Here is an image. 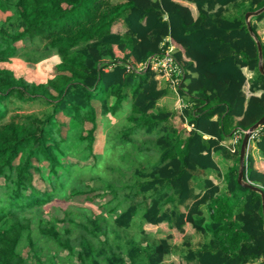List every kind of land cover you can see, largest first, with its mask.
<instances>
[{
	"label": "trees",
	"instance_id": "1",
	"mask_svg": "<svg viewBox=\"0 0 264 264\" xmlns=\"http://www.w3.org/2000/svg\"><path fill=\"white\" fill-rule=\"evenodd\" d=\"M263 5L264 0H0V12H8L0 17V264H131L113 246L109 231L114 229L102 215L116 210L114 223L120 226L141 212V224L166 222L184 232L190 223L204 235L197 249L184 239L187 250L177 264H264L261 195L237 182L242 136L264 115V74L258 70L256 44L264 68V41L257 32L264 10L249 17L251 32L244 14ZM118 20L122 32L112 29ZM22 41H38L39 49L55 53L47 77L30 80L21 73L15 56L20 49L31 51L16 45ZM169 45L183 69L178 93L187 105L181 110L177 102L173 109L157 107L168 88L158 86L153 71L125 66L144 62ZM13 98L39 99L49 108L42 115L5 120L4 100ZM127 99L132 108L124 119L130 126L122 138L157 157L149 166L134 168L121 184L89 185L86 181L95 175L74 173L84 166L80 162L91 167L97 162L98 117H116ZM173 118L178 122L172 123ZM139 133L141 142L134 137ZM235 134L239 137L232 143ZM252 140L264 156V125ZM216 155L232 160L221 174L222 185L202 176L219 171ZM64 157L73 159L65 166ZM244 163L243 180L264 191L263 164L249 151ZM36 173L42 182L53 176L50 187L40 188ZM66 175L79 177L85 187L66 188ZM194 182H201L199 193ZM95 190L102 192L95 193L99 197L109 196L98 213L79 214L84 208L76 203L60 209L61 217L33 219L37 207ZM170 238L147 245L144 264H176L165 261Z\"/></svg>",
	"mask_w": 264,
	"mask_h": 264
},
{
	"label": "rangeland",
	"instance_id": "2",
	"mask_svg": "<svg viewBox=\"0 0 264 264\" xmlns=\"http://www.w3.org/2000/svg\"><path fill=\"white\" fill-rule=\"evenodd\" d=\"M112 2H119L123 0H111ZM8 12L2 13L0 12V17L4 18ZM121 20L116 21L112 25L113 31L122 32ZM16 45L19 48L23 46L27 48V51L31 50L30 53L23 54L24 49H20L15 56L14 62L18 65L23 66L21 73H23L27 79L37 80L40 76L41 78H45L51 72V68L54 65L55 57L53 51H42L39 49L41 47L36 41L34 44L30 45L28 41L17 42ZM30 61V62H26ZM19 68V66H17ZM164 81V80H163ZM162 87H167L168 85L164 82L160 84ZM168 88V87H167ZM247 85L244 87V90L247 91ZM177 95L175 89L173 91L167 89V93L164 97H162L158 103L157 107L159 108H167L173 109L174 103L176 101ZM6 105L7 114L5 120H8L11 116H15L17 120L21 119L22 115L28 113H34L37 115H42L48 110L49 106L39 99L21 102L16 99L4 100ZM178 107V105H177ZM132 103L130 99H127L123 102L122 108L119 110L118 115L111 116L110 114H100L98 117L99 127L96 131V142L94 144V152L96 153L97 162L91 167L90 165H85L87 162H80L81 165H84L82 168H79L74 175L75 176H91L95 175V180L86 181L89 185L98 184L104 181L115 180L120 182L121 179H126L128 176L133 175V169L140 166L141 163H144V166H149L154 163L157 155L153 153H142L138 149V145L127 143L122 138V134L124 131L129 128V124L124 119L127 114L131 111ZM61 121L67 122V118L62 114L57 115ZM178 119L173 118L172 123H177ZM86 127H90V124H87ZM64 131V128H63ZM128 132V131H127ZM134 137L136 140L141 142L144 139L143 134H135ZM255 150L254 141L251 140L247 151L253 153ZM257 160H260L261 154L257 153V150L254 154ZM71 157L63 158V165H67V161H71ZM216 159L219 165V171H213L211 174L208 172V175H211L215 181L218 183H222V173L226 170L227 166L232 162L231 159H224L216 155ZM74 161V160H72ZM91 163L94 161L90 160ZM146 163V164H145ZM75 166L73 170H76ZM65 172V171H64ZM63 172V173H64ZM73 175V177H74ZM214 175V176H213ZM70 175H66V188H83L85 187V183L82 180H79V177H69ZM101 177L100 178H98ZM202 176H205L202 175ZM126 177V178H125ZM210 177V176H209ZM35 178L37 180V184L40 188H48L50 187L49 180L53 179V176H48L42 182L39 180V175L36 173ZM106 193H108L107 189H105ZM95 193H102L99 190H95L94 192L88 194L94 200L91 202L87 201L86 195H81L79 197L70 198L65 201L57 199L55 202L50 205L53 206V211L49 212L50 205L43 207H37L33 211V219L36 217L49 219L50 216L56 215L58 217L62 216V212L60 209L67 207L68 205L79 204L84 209L78 211L79 214H90L91 209L96 213L100 212L101 205L106 201L109 197L106 195L104 197L97 196ZM86 197V198H85ZM190 202V201H188ZM78 206V207H80ZM178 209L181 211L185 210V204H180ZM119 210L115 212L108 213L104 212L102 215L109 219L110 224L112 225L114 232L109 231L110 236H115V240L113 242V246L117 249L123 250V255L128 256L127 259L130 258L131 264H144V248L147 245H152L157 242L160 238L166 237L168 234H171V238L169 239L171 242V253L165 257V261H173L176 264L182 262V256L185 254L187 247L184 244L185 240H191L193 245H197L198 240H202V236L194 230L190 223H186L184 226V232H180L175 228H169L166 222H162L155 225L149 224H141V212L132 218L128 226H120L115 224V214L118 213ZM32 215V214H31ZM104 225V224H103ZM57 227H60V223L57 224ZM155 233V235H154ZM186 233V235L184 234ZM157 234V235H156ZM185 236V237H184ZM186 236H189L186 237ZM139 244V245H138ZM100 247V246H99ZM99 250H102L100 247ZM108 253L110 251L107 249ZM30 254V253H29ZM102 256L105 255V252L101 253ZM33 262V259L31 260ZM253 264H261L260 261H255Z\"/></svg>",
	"mask_w": 264,
	"mask_h": 264
},
{
	"label": "built area",
	"instance_id": "3",
	"mask_svg": "<svg viewBox=\"0 0 264 264\" xmlns=\"http://www.w3.org/2000/svg\"><path fill=\"white\" fill-rule=\"evenodd\" d=\"M174 47L169 45L165 50L150 55L144 62L133 64L127 63L126 69L136 72H141L149 68L155 73V77L159 80H164L168 85L176 91V102L178 108L181 110L187 103L178 93L180 83L183 81V69L176 60L173 50ZM189 128V127H187ZM238 134L234 135L233 143L236 142Z\"/></svg>",
	"mask_w": 264,
	"mask_h": 264
},
{
	"label": "water",
	"instance_id": "4",
	"mask_svg": "<svg viewBox=\"0 0 264 264\" xmlns=\"http://www.w3.org/2000/svg\"><path fill=\"white\" fill-rule=\"evenodd\" d=\"M264 10V5L259 7L258 9L254 11H247L244 14V18L246 21V25L248 30L251 32L250 23H249V17L252 15H256L259 12ZM257 49H258V58H259V65L258 70L264 74V68L262 66L261 62V45L259 41H256ZM262 125H264V115H262L255 123H253L243 134L240 147H239V169L237 173V182L247 188H250L256 192H258L261 195V201H262V207H263V216H264V191L260 188V186L255 185L249 181L243 180V169L245 166V158H246V150L248 147L249 139L252 137V134L258 130Z\"/></svg>",
	"mask_w": 264,
	"mask_h": 264
},
{
	"label": "crops",
	"instance_id": "5",
	"mask_svg": "<svg viewBox=\"0 0 264 264\" xmlns=\"http://www.w3.org/2000/svg\"><path fill=\"white\" fill-rule=\"evenodd\" d=\"M124 1V0H123ZM123 28V31H124V26H122ZM257 32L259 33V35H260V37H261V39L264 41V18L261 20V21H259V22H257ZM243 71L245 72V74H246V76L249 78V77H251V75H252V72H250V71H248L246 68H244L243 69ZM162 82H164L163 80H158V86H161L160 84L162 83ZM247 85V88H248V82H246L245 83V85H244V87ZM168 88H169V90H171V91H173V89L171 88V87H169V86H167ZM244 87H243V90H244ZM244 92H245V94H246V96L247 97H249L252 93L250 92V90L249 89H247V91H245L244 90ZM255 95H259L260 94V91H258V92H256V93H254ZM164 97V96H163ZM256 150H257V153L258 154H261L260 152H259V150L255 147V150H254V152L252 153V155H253V157L256 159V157L254 156V154H255V152H256ZM219 157H221L220 155H219ZM222 158V157H221ZM258 158H260V160H258L259 162H261L262 164H263V166H264V156H260V157H258ZM215 159H216V156H215ZM257 160V159H256ZM216 161H217V159H216ZM217 164H218V161H217ZM230 165V164H229ZM218 167H219V165H218ZM208 172H210L211 174L213 173V171H207V172H205V176H207V177H209L210 176V178H212L213 180H214V178L211 176V175H208ZM224 173V172H223ZM214 176V175H213ZM215 181V180H214ZM222 183H223V181H222ZM222 183H220V185H222ZM201 191V182L200 183H196V182H194V192L195 193H199ZM155 226H157V225H155ZM184 228H185V226H184ZM185 235H186V233H184ZM200 234V233H199ZM154 235H155V233H154ZM157 235V234H156ZM201 236H202V240L201 241H199L198 240V242H197V245H193V243H192V241L189 239V242H190V247L191 248H193V249H197L198 247H200V245L205 241V236L204 235H202V234H200ZM185 237V236H184ZM186 237H188L189 238V236H186Z\"/></svg>",
	"mask_w": 264,
	"mask_h": 264
},
{
	"label": "clouds",
	"instance_id": "6",
	"mask_svg": "<svg viewBox=\"0 0 264 264\" xmlns=\"http://www.w3.org/2000/svg\"><path fill=\"white\" fill-rule=\"evenodd\" d=\"M154 74H155V73H154ZM155 78H156V77H155ZM156 79H157V78H156ZM158 80H159V79H157V81H158ZM165 83L168 85L167 82H165ZM168 86H169V85H168ZM169 87H170V86H169ZM184 101H185V99H184ZM175 102H176V101H175ZM185 102H186V101H185ZM186 103H187V102H186ZM179 110H180V109H179ZM185 126H186V128L189 127V128H187V129H190V126H189V125L185 124ZM256 131H257V130H256ZM256 131H255V132H256ZM255 132H254V133H255ZM254 133L252 134V137H253ZM242 137H243V136H242ZM252 137L249 139V143H250V141L252 140ZM233 138H234V137H233ZM236 142H237V141H236ZM236 142H235V143H236ZM232 143H233V142H232ZM249 143H248V146H249ZM230 148H231V147H230ZM247 148H248V147H247ZM233 149H234V148L232 147L231 150L233 151ZM246 153H247V150H246Z\"/></svg>",
	"mask_w": 264,
	"mask_h": 264
}]
</instances>
